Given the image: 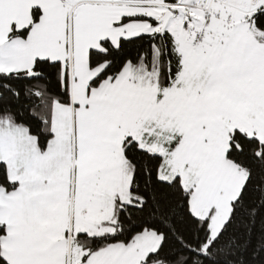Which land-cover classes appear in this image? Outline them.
Here are the masks:
<instances>
[{"label":"snow or ice","instance_id":"snow-or-ice-1","mask_svg":"<svg viewBox=\"0 0 264 264\" xmlns=\"http://www.w3.org/2000/svg\"><path fill=\"white\" fill-rule=\"evenodd\" d=\"M0 264H264V0H0Z\"/></svg>","mask_w":264,"mask_h":264}]
</instances>
